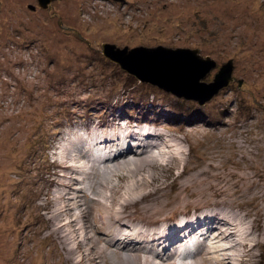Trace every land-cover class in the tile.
Returning <instances> with one entry per match:
<instances>
[{"label": "rangeland", "instance_id": "obj_1", "mask_svg": "<svg viewBox=\"0 0 264 264\" xmlns=\"http://www.w3.org/2000/svg\"><path fill=\"white\" fill-rule=\"evenodd\" d=\"M57 6L60 25L0 0V264H264V0ZM103 42L197 48L217 63L204 82L232 58L235 80L198 106L121 71ZM177 101L200 116H175ZM132 130L137 149L97 161ZM70 187L85 197L54 220ZM83 208L100 241L66 224Z\"/></svg>", "mask_w": 264, "mask_h": 264}, {"label": "water", "instance_id": "obj_2", "mask_svg": "<svg viewBox=\"0 0 264 264\" xmlns=\"http://www.w3.org/2000/svg\"><path fill=\"white\" fill-rule=\"evenodd\" d=\"M101 54L140 83L149 84L178 99L194 101L198 106L209 102L235 80L234 62L230 58L218 68L212 80L202 81L217 63L210 57H202L197 48L163 45L128 48L103 42ZM237 82L240 85L242 80Z\"/></svg>", "mask_w": 264, "mask_h": 264}, {"label": "bare ground", "instance_id": "obj_3", "mask_svg": "<svg viewBox=\"0 0 264 264\" xmlns=\"http://www.w3.org/2000/svg\"><path fill=\"white\" fill-rule=\"evenodd\" d=\"M102 141V140H101ZM108 141V140H107ZM166 141V140H165ZM98 142V141H97ZM174 142V141H173ZM110 143V142H109ZM107 144V143H106ZM104 145V144H103ZM154 147H156V146H154ZM153 148V147H152ZM158 148V147H157ZM154 149V148H153ZM153 149H151V150H153ZM161 150V149H160ZM131 152V150H127V152H126V154H128V153H130ZM143 152H141V153H139L138 155H134V156H140L141 154H142ZM124 154V153H123ZM145 155V154H144ZM80 156L81 157H84V154H79V159H80ZM118 156H120V155H118ZM126 156H128V155H126ZM117 159V158H116ZM78 159L76 158V162H78L77 161ZM139 160H140V163H146L147 162V160H145V161H143L144 159L143 158H141V157H139ZM73 162H74V160H73ZM128 162V161H127ZM130 162V161H129ZM73 166H75V165H73ZM74 183H78L77 182V180H74ZM70 189H72L73 190V193H70V192H68V193H64L63 195H62V197L61 196H59V198H63L64 200L66 199V203H64V205L62 206V208H61V210H59V211H57V214L56 215H54L53 217V219L54 220H58V216H59V214H61V212H68L69 210L71 211V210H73L74 209V207L75 208H77V207H80V205L78 204V203H76V201L79 199V197H85V194H84V190L83 191H81V190H79V189H77V188H73V187H70ZM66 195H69L68 197H66ZM87 199H89L88 197H87ZM73 200H75V201H73ZM70 201H73V203H75V205H73L72 203L70 204ZM90 201H92L91 199H90ZM79 202V201H78ZM60 205H61V203H60ZM85 206V205H84ZM64 207V208H63ZM82 207V206H81ZM79 209V208H78ZM77 210V209H76ZM79 213V217H72V218H70V220L69 221H67V225H73V224H76V223H78V222H81V228L80 229H82V231H83V233H84V235L86 236V238L88 239V240H93V239H95V240H97V241H100L101 239L99 238V237H97V235H99L98 234V230H95L94 231V233H91V232H93L92 230V225L89 223V219H88V217H89V214H88V212L83 208L82 209V211H80V212H78ZM120 212L118 213V215L116 216V219H115V221L117 220V219H119V218H121L120 217ZM67 217V216H66ZM114 222V221H113ZM79 224V223H78ZM60 225V224H59ZM74 226V225H73ZM79 227V226H78ZM73 230V229H72ZM222 233H223V235H222V237L223 238H226V236L228 235L229 236V234H230V231H228L227 229H222V231H221ZM56 234H58L59 235V237H64V235L63 234H60L59 233V231L56 233ZM111 234V233H110ZM94 240V241H95ZM112 244V243H111ZM108 247H111V245L110 244H108L107 245ZM95 263V262H94Z\"/></svg>", "mask_w": 264, "mask_h": 264}, {"label": "flooded vegetation", "instance_id": "obj_4", "mask_svg": "<svg viewBox=\"0 0 264 264\" xmlns=\"http://www.w3.org/2000/svg\"><path fill=\"white\" fill-rule=\"evenodd\" d=\"M5 1L6 4H8V7L10 9L13 8V6L16 4V1L18 0H2ZM59 0H20V2H23L24 4V13L27 14L30 13L32 16H36L39 18L42 16V14H48V18L50 21L55 20L58 25L61 24V22L64 20V14H68L65 9L58 8L57 3ZM116 1V0H114ZM120 4H124L126 0L123 1H117ZM14 13H16L15 10H13ZM73 14V13H70ZM21 24L25 23V20L20 18ZM35 26L40 25L35 22H33ZM28 24V23H25Z\"/></svg>", "mask_w": 264, "mask_h": 264}, {"label": "clouds", "instance_id": "obj_5", "mask_svg": "<svg viewBox=\"0 0 264 264\" xmlns=\"http://www.w3.org/2000/svg\"><path fill=\"white\" fill-rule=\"evenodd\" d=\"M94 6H96V3H94ZM94 8H95V11H96V7H93V10H94ZM98 8H100L99 6H98ZM169 117H171V116H169ZM171 119H172V117H171ZM168 120V119H167ZM166 120V121H167ZM128 123H131V122H128ZM139 124V123H138ZM141 124V123H140ZM129 128H130V126H128L127 127V129L129 130ZM142 137H144L143 135H141L140 137H139V135L136 133V131L135 130H132V132H129V131H127L126 133H125V137H124V139H121L119 136H117L116 138L118 139V141H119V148H118V150H115V152H113L112 154H107L105 157H103L102 159L100 158V157H98V158H96L97 159V161H104L105 160V158L106 157H108V156H113V155H115V153H126L127 152V150H128V146H129V148H130V150L132 151L133 150V147L135 148V149H137V146H138V144H135V143H133V142H135V140H137V141H139V140H142L143 141V138ZM121 141V142H120ZM122 143H126V146L125 147H122L121 146V144ZM96 144V142H94V145ZM98 144V143H97ZM98 146H100L99 144H98ZM118 147V146H117ZM122 148V149H121ZM98 149V148H97ZM104 149H105V147H102L101 148V151H104ZM134 151H136V150H134ZM160 153V152H159ZM161 153H164V152H161ZM150 225H153V224H150ZM167 232H164L163 234H166ZM167 235V234H166ZM162 239H164V240H166V239H169L168 238V236H166V238H162ZM171 239H173V237L171 238ZM161 243V242H160ZM158 244V246H160L161 247V244H163V242L161 243V244ZM195 250V249H194ZM192 253L193 254H195V253H197L196 251L195 252H193L192 251ZM192 255V254H191ZM190 255V256H191Z\"/></svg>", "mask_w": 264, "mask_h": 264}, {"label": "trees", "instance_id": "obj_6", "mask_svg": "<svg viewBox=\"0 0 264 264\" xmlns=\"http://www.w3.org/2000/svg\"><path fill=\"white\" fill-rule=\"evenodd\" d=\"M35 85H37L36 83H34L33 84V86H35ZM143 86L145 87V85L143 84ZM148 88H151L150 86L148 87ZM146 90L147 89H143V92L145 93L146 92ZM142 91V90H141ZM25 96H27V95H25V94H22L21 95V97L22 98H25ZM28 97H31V96H29V94H28ZM177 102H179L180 104H174V107H176V108H174L173 106L171 107L172 108V111L173 112H175V116H182V114H181V112H182V110L184 111V118H190L191 116H200V114H201V111L202 110H200L198 107H196L195 106V108H194V111L195 112H197V114H195V113H192V111H190L191 109H189V108H185L184 107V103L185 102H182V101H177ZM182 107H184L183 109H182ZM182 109V110H181ZM181 111V112H180ZM46 134H45V130H42V134H41V139L45 136ZM43 143H44V140H43ZM41 158V157H40ZM42 161L44 162V163H46V164H48L49 162H47V158L44 160L43 158H42ZM49 169V168H48ZM46 171L44 170V173H45ZM47 173V172H46Z\"/></svg>", "mask_w": 264, "mask_h": 264}]
</instances>
